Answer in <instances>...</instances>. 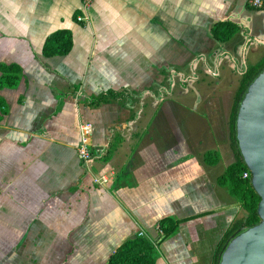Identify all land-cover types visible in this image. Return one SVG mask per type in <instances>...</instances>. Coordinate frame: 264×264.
<instances>
[{"label": "crops", "instance_id": "1", "mask_svg": "<svg viewBox=\"0 0 264 264\" xmlns=\"http://www.w3.org/2000/svg\"><path fill=\"white\" fill-rule=\"evenodd\" d=\"M81 9V0H0V64L21 69L16 85L0 87V264H105L135 233L157 238L160 219L206 211L175 226L155 264H212L239 214L203 160L215 149L194 154L143 139L156 111L138 129L140 112L86 97L108 89L158 96L174 76L245 69L264 55L256 41L264 40V0L259 8L248 0H94ZM221 21L237 27L223 43L211 34ZM58 29L71 32L72 47L45 56V39ZM128 132L136 143L117 170L114 153L80 160L81 142L100 153L113 133ZM100 174L110 176L106 184L95 182ZM201 200L206 208L179 214Z\"/></svg>", "mask_w": 264, "mask_h": 264}, {"label": "rangeland", "instance_id": "2", "mask_svg": "<svg viewBox=\"0 0 264 264\" xmlns=\"http://www.w3.org/2000/svg\"><path fill=\"white\" fill-rule=\"evenodd\" d=\"M263 49L264 46H259L260 51ZM245 69L239 64L237 65L238 71L234 72L228 71L227 68L225 71L224 67L213 72H188L184 73L181 78L174 76L171 83L158 92V96L153 92L148 93L149 95L146 93V96L143 94L142 104L136 103L132 106L136 115L141 113L138 129L145 126L150 113L156 111L152 134L149 130L143 139H149L152 142L159 140L164 143L175 141L178 144H186L188 146H181L189 148L194 154L199 151L201 154L206 149H215L209 150L218 155L217 162L209 168V174L210 176L221 175L225 168L235 160L236 147L234 138L232 139L233 129L231 131L230 118L236 107L235 100L238 101L239 98L236 97V93ZM160 97H162L161 100H159ZM162 121L166 130L162 128V131L157 132V127ZM123 134L114 152L112 166L115 170H117L116 167L121 166L136 143L137 137L131 136L129 132ZM160 136L163 138H159ZM232 201L233 204L236 203L233 197ZM215 203L217 204L216 201ZM205 204H208L207 200L198 201L192 207L180 209L179 214H188L193 210L206 208ZM236 206L239 208V214L237 213L234 221L245 216V211L237 203Z\"/></svg>", "mask_w": 264, "mask_h": 264}, {"label": "trees", "instance_id": "3", "mask_svg": "<svg viewBox=\"0 0 264 264\" xmlns=\"http://www.w3.org/2000/svg\"><path fill=\"white\" fill-rule=\"evenodd\" d=\"M237 27L230 21H221L216 23L212 29L211 34L213 38L223 43L228 40L235 32ZM72 47L71 32L68 29H58L49 34L43 45V54L45 56L65 55ZM264 66V55L253 65L246 67L239 82V87L236 93L238 98L241 91L244 89L250 79ZM21 77V69L16 64H0V87L14 86ZM77 90V86H73V91ZM142 93H136L129 89L121 91H114L111 89L105 90L97 95L86 97L88 105H100L104 103H117L119 105L128 106L132 112V106L136 103L142 104ZM236 98V99H237ZM235 100V104L236 105ZM60 104V103H59ZM234 110L232 111V118H230V128L232 131ZM7 111V104L3 98L0 97V119ZM114 130V129H113ZM233 139V136H232ZM122 138L113 133L108 145L97 153L90 149L92 156H96L99 161H107L115 152L118 144ZM217 153L206 151L203 154V160L208 165H214L217 162ZM246 170L238 153L235 151V160L230 163L221 175L216 178V183L225 188L230 196L234 198L237 205L245 211V216L238 220H233L226 228L223 235L219 239L213 254L212 264H217L218 255L225 244L226 240L236 234L238 231L254 224L258 221L256 214V206L259 198L254 193L250 186L249 177L242 178V173ZM212 211H206L196 215L185 218L173 219L171 217H164L159 221V229L161 233L155 239L147 236L134 235L126 238L116 249L110 254L105 264H155L159 256L158 245L162 240L171 234L175 226L188 218L198 217Z\"/></svg>", "mask_w": 264, "mask_h": 264}, {"label": "water", "instance_id": "4", "mask_svg": "<svg viewBox=\"0 0 264 264\" xmlns=\"http://www.w3.org/2000/svg\"><path fill=\"white\" fill-rule=\"evenodd\" d=\"M232 129L236 152L249 171L250 186L259 198L258 221L226 240L217 264H264V66L242 90Z\"/></svg>", "mask_w": 264, "mask_h": 264}, {"label": "built area", "instance_id": "5", "mask_svg": "<svg viewBox=\"0 0 264 264\" xmlns=\"http://www.w3.org/2000/svg\"><path fill=\"white\" fill-rule=\"evenodd\" d=\"M93 1L94 0H81V3H82L81 10L87 9ZM262 3H263V0H248V4L252 8H259L262 6ZM76 20L79 22H82L86 20V18L81 14H77ZM77 153H78L80 160L83 162L90 161L93 158L92 154L90 153V148L85 142H81L78 145ZM109 177L110 176L108 174H100L98 177L95 178V182L99 184H106L108 182ZM241 177L242 178L250 177L249 171L245 170L242 173ZM138 235H142V232H138Z\"/></svg>", "mask_w": 264, "mask_h": 264}]
</instances>
